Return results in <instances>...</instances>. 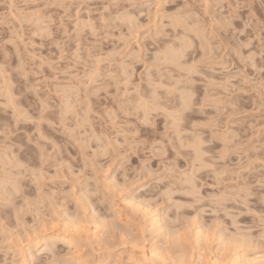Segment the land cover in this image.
<instances>
[{
	"label": "rangeland",
	"instance_id": "1",
	"mask_svg": "<svg viewBox=\"0 0 264 264\" xmlns=\"http://www.w3.org/2000/svg\"><path fill=\"white\" fill-rule=\"evenodd\" d=\"M240 3L77 0L66 11L63 0H39L0 14V144L20 163H38L37 137L56 148L43 176L18 180L14 206L0 209V264L264 257L253 239L264 209V7ZM183 43L181 65L164 60ZM85 77L96 92L86 116L77 121L65 104V125L53 127L59 113L48 111L32 122L54 79ZM141 97L147 123L144 111L125 115ZM181 97L190 103L174 124L169 107ZM196 139L202 156L189 147Z\"/></svg>",
	"mask_w": 264,
	"mask_h": 264
},
{
	"label": "clouds",
	"instance_id": "2",
	"mask_svg": "<svg viewBox=\"0 0 264 264\" xmlns=\"http://www.w3.org/2000/svg\"><path fill=\"white\" fill-rule=\"evenodd\" d=\"M77 0H63V6L66 11L70 8ZM204 3H208V0H202ZM238 7L242 6L240 0H235ZM39 0H0V14L6 13L8 9H17L22 6H28L33 4H38ZM258 3L261 7H264V0H258ZM47 7V4H45ZM251 16V13H250ZM254 19V17H253ZM2 22V20H0ZM259 30L261 33H264V22H261L259 25ZM262 46H264V39H262ZM261 59L264 61V52L261 53ZM261 75L264 76V66L260 69ZM65 77L71 76V71H66L64 73ZM4 70L3 66L0 65V81H3ZM92 81H87L86 77L80 80H76L74 83L72 79H65L63 81L54 79L52 81L51 87H49L48 95L45 97L46 104L48 106V112L52 113L54 116L59 113L60 123L53 125V127H60L65 125L68 121L66 117L68 113L65 112V104H70L72 106V115L79 121L81 115L86 116L89 111V96L95 95L96 92L90 85ZM96 88L100 91H106V87L100 83L96 85ZM261 88L264 90V81L261 83ZM54 89V90H53ZM71 91V95L67 94V91ZM5 84L0 82V98L5 97ZM262 99H264V94H262ZM50 106V107H49ZM123 110V109H122ZM125 115H136L139 119L137 111L132 108L129 111L125 112ZM117 135H121V131H116ZM3 135V133H0ZM43 136L36 138V145L38 148L43 149L48 157H51L53 152L56 151L55 146H53L52 152H47L46 146H41V141L44 139ZM127 139V137H125ZM33 139L29 137V143H32ZM49 143H51L49 141ZM183 146V145H181ZM123 147V146H121ZM262 163V162H261ZM264 164V163H262ZM31 174L29 168L21 167L20 163L17 161L14 154H11L8 149H6L2 144H0V198L3 197L5 190L9 188L12 184L16 183L18 180L23 179L24 177ZM261 187L264 188V183L261 184ZM261 205H264V195L260 199ZM264 216V209L259 214V225L258 231L259 236L253 237V239L258 240L259 243L264 245V220L261 217ZM252 230H257V226L253 225ZM250 235V233H249ZM225 243L222 241V244ZM181 264V262H177Z\"/></svg>",
	"mask_w": 264,
	"mask_h": 264
},
{
	"label": "bare ground",
	"instance_id": "3",
	"mask_svg": "<svg viewBox=\"0 0 264 264\" xmlns=\"http://www.w3.org/2000/svg\"><path fill=\"white\" fill-rule=\"evenodd\" d=\"M194 32H196V31H194ZM201 33V32H200ZM197 34H199V33H197ZM195 35H196V33H195ZM198 37V36H197ZM200 37V36H199ZM203 37V36H202ZM186 38H187V36H186ZM179 39H181V38H179ZM201 39V38H200ZM204 40V39H203ZM179 41V40H178ZM200 41V40H199ZM183 42H185V41H183ZM201 42H203V41H201ZM183 45H184V47H183ZM183 45H181L180 47H178L177 49L175 48V47H169V48H171V49H174V50H168V51H166V52H162L163 54V58H164V60H166L167 62H169V63H171V64H174V65H176V66H179V65H181L182 63L180 62V60L183 58V57H185L184 56V49H185V44L183 43ZM174 46V45H173ZM187 46V45H186ZM189 47V46H188ZM194 67H192V69H193ZM191 69V67H190V69H188L187 70V72L188 73H193L194 72V69L192 70ZM190 97V96H189ZM181 101L180 102H175V101H172L171 102V105H170V107H169V110L171 111V114L172 113H174L175 112V114H178V121L180 120V118H181V116H182V114H183V112L187 109V107L189 106V103H190V98H186V99H184L183 97H181V99H180ZM180 108V109H179ZM176 109H178V110H176ZM173 110H175L174 112H173ZM171 117H173V116H171ZM171 119H173V118H171ZM173 121V120H172ZM194 139H195V137H193ZM198 138V137H197ZM191 139V138H190ZM199 140V141H198ZM196 139L195 141L194 140H192V141H188L187 143L189 144V147H191L192 149H193V151H195V152H197V149H198V151H200L201 149H200V144L199 143H202L201 141H200V139ZM186 143V144H187ZM200 145V146H199ZM186 146V145H185ZM187 147V146H186ZM188 147V148H189ZM201 152V151H200ZM200 152H197V153H199L200 154ZM204 152V151H203ZM197 153H195V154H197ZM202 154V153H201ZM200 154V155H201ZM200 155H198V156H200ZM202 156V155H201ZM201 156L199 157V158H197V159H200L201 158ZM201 160V159H200ZM201 162H203V161H201ZM199 164H201V163H199ZM201 166V165H200ZM150 227L151 228H153V230L154 231H160V227L158 226L159 224V221L155 218V216L154 217H150ZM157 250V249H156ZM151 251H152V254L154 253V249L152 250L151 249ZM156 253V252H155ZM154 253V254H155ZM235 257L232 259V261H231V264H264V257H263V255L262 256H260V257H257V256H254V257H249V256H247V255H240V254H238L237 253V255L235 254L234 255ZM155 258H156V255H155ZM131 264H133V263H131ZM134 264H146V263H144V262H137V263H134Z\"/></svg>",
	"mask_w": 264,
	"mask_h": 264
},
{
	"label": "snow or ice",
	"instance_id": "4",
	"mask_svg": "<svg viewBox=\"0 0 264 264\" xmlns=\"http://www.w3.org/2000/svg\"><path fill=\"white\" fill-rule=\"evenodd\" d=\"M95 32V30H94ZM96 73H93V76H95ZM154 95V94H153ZM41 108H40V114L39 117L32 119V122L35 124H39L40 122H42L45 119V113L48 111V106L44 101H41ZM7 107V105H6ZM122 107H123V102H122ZM136 111L137 113H139L140 111H144L145 112V120L143 121L144 123H147V119H148V104L147 102L141 97L139 102L136 105ZM27 115V114H25ZM171 115V114H170ZM31 119V118H30ZM50 122V121H49ZM178 122V114L173 116V123H177ZM136 133H133V136H135ZM127 137V136H126ZM43 138V137H42ZM125 143H127V139H125ZM105 152H107V148L104 149ZM198 151V149H197ZM46 156L47 154L43 151V149H41V154L39 155V161L38 163H34V157H29L27 160V163H20L21 167H25L28 168V165L31 164L32 167L30 169L31 174L33 176H43V165L46 164L47 160H46ZM262 163H264V161H261ZM38 183V181H36ZM20 195V187L17 183L12 184L9 188H7L5 190V193L3 195L2 198H0V209H7L10 207H13V197ZM214 200H217L218 198L214 197ZM25 203H27V201H25ZM262 220H264V216L261 217ZM185 243H187V241H184Z\"/></svg>",
	"mask_w": 264,
	"mask_h": 264
}]
</instances>
